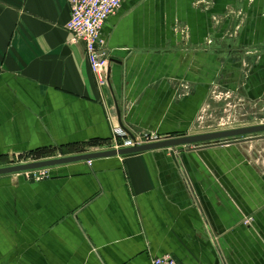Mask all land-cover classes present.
I'll use <instances>...</instances> for the list:
<instances>
[{"label":"crops","instance_id":"0c3cea01","mask_svg":"<svg viewBox=\"0 0 264 264\" xmlns=\"http://www.w3.org/2000/svg\"><path fill=\"white\" fill-rule=\"evenodd\" d=\"M70 17L67 0H0V157L110 149L117 103L138 136L264 124V0H124L102 30L112 88ZM176 155L0 175V264H264V139Z\"/></svg>","mask_w":264,"mask_h":264},{"label":"built area","instance_id":"2783aa9c","mask_svg":"<svg viewBox=\"0 0 264 264\" xmlns=\"http://www.w3.org/2000/svg\"><path fill=\"white\" fill-rule=\"evenodd\" d=\"M124 0H67L71 9V17L67 28L71 32V42H82L85 45L86 56L91 69L97 77L100 86L108 84V56L102 51L105 40L102 30L107 19L114 15ZM102 59V60H101ZM231 129V128H230ZM172 137H163L154 133L133 135L131 137L121 128L114 130L115 148L129 147L139 144L152 143ZM23 163V162H21ZM91 163V161H89ZM19 164V163H15ZM28 179L36 181L49 177L48 168L26 171ZM246 224L250 223L247 219ZM152 264H179L172 255H164L153 259Z\"/></svg>","mask_w":264,"mask_h":264},{"label":"water","instance_id":"95a60500","mask_svg":"<svg viewBox=\"0 0 264 264\" xmlns=\"http://www.w3.org/2000/svg\"><path fill=\"white\" fill-rule=\"evenodd\" d=\"M102 53H104L105 56L109 55L108 50H103ZM112 63H120V61L113 57L109 58L108 83L110 84V87L112 85L110 80L111 72H112V67H111ZM117 115L121 129H123L126 133H128L131 137H133L132 132H130L123 125L122 114L118 106V103H117ZM263 139H264V124L236 127L232 129L212 131V132L201 133L196 135L172 137L161 141L139 144L129 147H122L119 149L112 148L107 150H99V151H93L87 153L60 156L49 159L2 166L0 167V175L22 173L26 171L49 168L58 165H65L79 161H91L94 159L104 158V157L130 155V154L162 149V148L172 149L173 157L174 159H177L176 150L179 147L186 146L187 148L192 149V147L200 148L205 146L244 143V142L263 140Z\"/></svg>","mask_w":264,"mask_h":264},{"label":"trees","instance_id":"16d2710c","mask_svg":"<svg viewBox=\"0 0 264 264\" xmlns=\"http://www.w3.org/2000/svg\"><path fill=\"white\" fill-rule=\"evenodd\" d=\"M83 151L81 147H76V146H71V147H66L65 149L62 148L60 149V153L61 154H70V153H76V152H81ZM34 152H30V154H33ZM36 154H39L40 157H38V159L41 158H48V157H52L55 156L57 154V150L56 149H47V150H43L41 152H37ZM7 159H5L4 157H0V164L2 163H7Z\"/></svg>","mask_w":264,"mask_h":264},{"label":"rangeland","instance_id":"374dc122","mask_svg":"<svg viewBox=\"0 0 264 264\" xmlns=\"http://www.w3.org/2000/svg\"><path fill=\"white\" fill-rule=\"evenodd\" d=\"M216 127H218V126H216ZM145 134H150V133H145ZM154 134H156V133H154ZM160 136H163V135H160ZM163 137H167V136H163ZM108 145L111 147L110 149L115 148L117 146V144L113 140L110 141V143H108ZM38 157H40L39 154L28 155V156H25V155L24 156H13V157L8 156V159L7 160H8V162H18V163L23 162V163H25V162L37 161V160H43V159H49V158L60 157V156H54V157H48V158H41V159H38ZM22 174L25 175V172H22ZM25 177L28 178L26 175H25Z\"/></svg>","mask_w":264,"mask_h":264},{"label":"bare ground","instance_id":"6f19581e","mask_svg":"<svg viewBox=\"0 0 264 264\" xmlns=\"http://www.w3.org/2000/svg\"><path fill=\"white\" fill-rule=\"evenodd\" d=\"M121 156V155H120Z\"/></svg>","mask_w":264,"mask_h":264}]
</instances>
